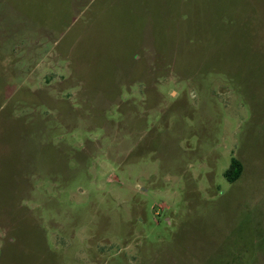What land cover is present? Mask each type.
Listing matches in <instances>:
<instances>
[{
	"label": "rangeland",
	"instance_id": "374dc122",
	"mask_svg": "<svg viewBox=\"0 0 264 264\" xmlns=\"http://www.w3.org/2000/svg\"><path fill=\"white\" fill-rule=\"evenodd\" d=\"M0 264H264V0H0Z\"/></svg>",
	"mask_w": 264,
	"mask_h": 264
},
{
	"label": "trees",
	"instance_id": "16d2710c",
	"mask_svg": "<svg viewBox=\"0 0 264 264\" xmlns=\"http://www.w3.org/2000/svg\"><path fill=\"white\" fill-rule=\"evenodd\" d=\"M243 171V166L241 162L237 159H232L229 167L224 173V178L230 183L236 182L239 180Z\"/></svg>",
	"mask_w": 264,
	"mask_h": 264
}]
</instances>
